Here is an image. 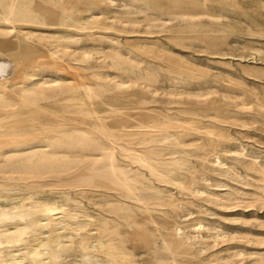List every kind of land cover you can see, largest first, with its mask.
Segmentation results:
<instances>
[{
    "label": "rangeland",
    "instance_id": "374dc122",
    "mask_svg": "<svg viewBox=\"0 0 264 264\" xmlns=\"http://www.w3.org/2000/svg\"><path fill=\"white\" fill-rule=\"evenodd\" d=\"M18 2L32 21L0 33V82L10 88L0 95V145L43 146L60 130L99 137L105 124L142 132L128 126L172 119L162 131L178 133L171 147L184 168L175 185L154 181L161 200L150 211L137 205L132 228L120 225L136 262L264 264V0ZM44 83L54 97L35 103L30 89ZM83 163L38 180L53 186L22 182L9 201L69 193L89 216L115 218L110 191L61 184ZM0 168L1 181L26 179Z\"/></svg>",
    "mask_w": 264,
    "mask_h": 264
},
{
    "label": "bare ground",
    "instance_id": "6f19581e",
    "mask_svg": "<svg viewBox=\"0 0 264 264\" xmlns=\"http://www.w3.org/2000/svg\"><path fill=\"white\" fill-rule=\"evenodd\" d=\"M28 10L18 0H10L7 5L0 0V22L12 27L1 29L0 33L9 36L16 31V22L31 23ZM30 37L29 34L26 39ZM6 84L7 81L0 82V95L10 89ZM33 86L36 87L30 89V97L35 103L54 97L46 93L45 83ZM146 118L128 126L142 132L125 133L105 124L99 137L84 131L60 130L62 139L45 137L47 144L43 146L33 145L32 140L0 145V163L9 167L12 174L26 175V179L0 180V264H138L135 252L128 249L122 237L120 225L124 222L132 228L136 221L132 210L139 209L137 205L150 211L157 205L153 201L161 200L150 193L158 189L154 181L175 185V176L184 168L177 155L182 151L171 147V137L176 144L181 143L178 133L162 131L174 121L157 123ZM125 120L126 116L121 119ZM119 126L127 127L121 123ZM49 128L55 131L52 126ZM3 136L11 137L5 133ZM81 161L84 163L77 176L62 180L61 184L69 189L87 185L110 191V213L115 218L89 216L69 193H63L62 201L42 199L38 191L28 198L9 201L10 195L24 190L22 182L31 181L29 187L34 189L53 186L57 183L38 180L48 174L71 171ZM146 242L152 244L149 238ZM156 264H163L160 258Z\"/></svg>",
    "mask_w": 264,
    "mask_h": 264
}]
</instances>
